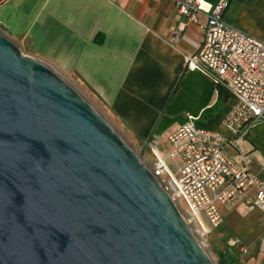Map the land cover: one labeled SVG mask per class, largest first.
<instances>
[{"label":"water","instance_id":"obj_1","mask_svg":"<svg viewBox=\"0 0 264 264\" xmlns=\"http://www.w3.org/2000/svg\"><path fill=\"white\" fill-rule=\"evenodd\" d=\"M139 155L0 29V264H216Z\"/></svg>","mask_w":264,"mask_h":264},{"label":"crops","instance_id":"obj_2","mask_svg":"<svg viewBox=\"0 0 264 264\" xmlns=\"http://www.w3.org/2000/svg\"><path fill=\"white\" fill-rule=\"evenodd\" d=\"M228 2L223 18L264 41V0ZM183 19L174 0H0L2 32L102 98L137 144L160 118L166 135L191 115L227 137L230 156L238 159L242 152L251 158L250 169L263 174L264 122L253 124L238 146L230 143L237 135L223 121L231 96L227 90L219 96L210 78L185 61L198 49L207 17L197 14L196 22L180 28ZM221 213L222 223L207 239L218 234L236 240L230 246L236 264H264V213L247 201Z\"/></svg>","mask_w":264,"mask_h":264},{"label":"built area","instance_id":"obj_3","mask_svg":"<svg viewBox=\"0 0 264 264\" xmlns=\"http://www.w3.org/2000/svg\"><path fill=\"white\" fill-rule=\"evenodd\" d=\"M174 4L184 18L180 28L196 22L197 14L207 17L199 47L185 61L188 68L199 70L214 86L228 91L234 104L223 123L237 135L230 143L238 146L253 124L264 122V41L223 18L228 0H174ZM185 118L167 131L166 150L159 147V139L148 142L151 158L144 162L162 187L171 188L170 197L184 207L183 217L204 246L213 228L223 221L221 208L247 201L264 213V173L252 171L251 158L242 152L239 160L230 156L224 149L227 137L221 132L199 126L191 115ZM174 160L180 163L170 165ZM236 242L229 240L228 245ZM245 251L240 250L242 262Z\"/></svg>","mask_w":264,"mask_h":264},{"label":"rangeland","instance_id":"obj_4","mask_svg":"<svg viewBox=\"0 0 264 264\" xmlns=\"http://www.w3.org/2000/svg\"><path fill=\"white\" fill-rule=\"evenodd\" d=\"M14 41V40H13ZM17 46L20 48L21 52L28 54L22 46H20L16 41H14ZM29 55V54H28ZM39 59V58H38ZM43 62V61H42ZM46 64V63H45ZM48 65V64H46ZM49 67L51 65H48ZM53 70L62 78L66 79V81L78 92L81 93V95L86 99V101L98 111V113L104 118L105 121L109 123V125L112 126V128L121 136V138L129 145L130 148H132L137 155L141 152V147L143 143L137 144L135 142V139L133 138L132 134H130V131L127 127L123 126L118 120L115 119V117L110 112L108 106H106L104 100L100 98L97 94L92 93L88 91L86 88H84L81 84H78L75 79H72L68 76H64L63 74L59 73V71L52 67ZM155 139H159L160 146L162 150H166V135L162 131L156 130L153 132V135L151 137V141ZM144 154L142 155L143 162L145 161L147 163V160L151 158V154L149 151V148L147 146L145 147ZM257 155V154H256ZM258 154L257 156H259ZM262 160L264 161V158L262 157ZM175 162V161H173ZM176 162H179L176 160ZM145 163V164H146ZM170 165H172V161L169 162ZM170 193V192H169ZM181 210L183 216H184V207L181 205L179 206V211ZM229 238V237H228ZM228 238L220 237L218 234L214 235L213 237H209L204 242V248L206 249V252L208 253L209 257L213 262L216 264H221L223 262H227V264H236L235 254L231 250L230 245H228Z\"/></svg>","mask_w":264,"mask_h":264},{"label":"trees","instance_id":"obj_5","mask_svg":"<svg viewBox=\"0 0 264 264\" xmlns=\"http://www.w3.org/2000/svg\"><path fill=\"white\" fill-rule=\"evenodd\" d=\"M214 87L217 89L219 96H223V94H225L224 93L226 91L225 88L220 87V86H214ZM210 112H211V110L209 109V110L205 111L204 114L207 115V116H209ZM163 116H165V114L162 115V118H163ZM162 124H163V122H162V119L160 118V120H158L155 123V125L153 126L152 133L154 131H156V130L162 131V129H163V125Z\"/></svg>","mask_w":264,"mask_h":264},{"label":"bare ground","instance_id":"obj_6","mask_svg":"<svg viewBox=\"0 0 264 264\" xmlns=\"http://www.w3.org/2000/svg\"><path fill=\"white\" fill-rule=\"evenodd\" d=\"M163 187H164V186H163ZM164 188H165V187H164ZM165 190H167L168 194H169V192H170V194H171V188H170V187L165 188ZM178 209H179V207H178ZM180 213H181V215L183 216L181 210H180ZM183 218H184V217H183Z\"/></svg>","mask_w":264,"mask_h":264}]
</instances>
